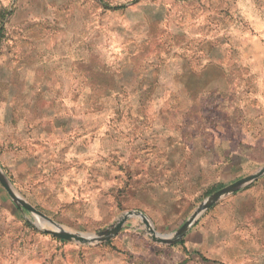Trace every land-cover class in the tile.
<instances>
[{"label":"rangeland","instance_id":"rangeland-1","mask_svg":"<svg viewBox=\"0 0 264 264\" xmlns=\"http://www.w3.org/2000/svg\"><path fill=\"white\" fill-rule=\"evenodd\" d=\"M0 264H264V0H0ZM107 82L110 95L90 83Z\"/></svg>","mask_w":264,"mask_h":264},{"label":"water","instance_id":"water-1","mask_svg":"<svg viewBox=\"0 0 264 264\" xmlns=\"http://www.w3.org/2000/svg\"><path fill=\"white\" fill-rule=\"evenodd\" d=\"M264 174V167L258 169L252 174H249L247 176L241 177L238 180L234 181L233 183L222 187L212 194H210L205 200H203L196 209L190 214V216L179 226L177 230H175L172 233L169 234H158L153 229H150V233L152 234V238L159 243L163 244H171L177 240H179L189 229V227L195 222V220L199 217V215L207 209L209 206L214 204L216 201H218L221 197L237 190L238 188L243 187L244 185L250 183L251 181L258 178L260 175ZM0 184L3 186V188L7 191V193L12 197L13 200H15L18 205L21 207H24L25 209L31 211L36 216L40 217L50 225L57 227L58 230H49V232L62 239L66 240H75L80 243H93V242H104L112 238L121 228L122 224L128 217H138L140 218L143 223L148 226L149 222L144 216L143 213L140 211H129L125 214H123L119 220L108 229H105L103 231H98L95 233H89V232H73L66 228L60 227L57 225L54 221L46 217L41 211L30 205L29 203L25 202L24 200L16 197L8 183V181L5 179V177L0 172Z\"/></svg>","mask_w":264,"mask_h":264},{"label":"trees","instance_id":"trees-1","mask_svg":"<svg viewBox=\"0 0 264 264\" xmlns=\"http://www.w3.org/2000/svg\"><path fill=\"white\" fill-rule=\"evenodd\" d=\"M3 28H4L3 25H0V37H1V31ZM90 89L93 90L94 93H96L97 95L106 97L110 95L113 91H116L117 87L107 82L106 83L105 82H97V83L91 82Z\"/></svg>","mask_w":264,"mask_h":264}]
</instances>
